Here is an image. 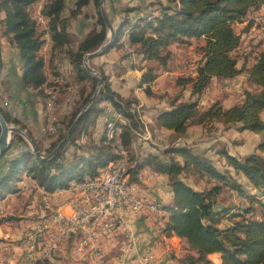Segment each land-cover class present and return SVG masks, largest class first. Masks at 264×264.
I'll return each instance as SVG.
<instances>
[{"label": "trees", "instance_id": "obj_1", "mask_svg": "<svg viewBox=\"0 0 264 264\" xmlns=\"http://www.w3.org/2000/svg\"><path fill=\"white\" fill-rule=\"evenodd\" d=\"M35 1L37 0H0V10L5 12L0 28L19 52L24 85L38 89L44 84L45 76L43 58L38 55L43 43L41 32L28 11V6ZM89 2H93L98 10L97 21L100 29L90 32L75 51L67 50L78 76L77 82L87 80L89 84L87 87L83 83L80 85L72 112L63 120L56 134L47 135L44 147H39L34 135L26 130V135L40 153V157L35 155L31 147H24L7 158L4 157L5 152L0 155V199L8 194L18 193L19 183L25 177L33 182V186L52 192L66 188L72 180L81 179L87 174H96L99 168L116 160V145L108 139L107 129L98 138V142H76L75 133L81 129V123L87 121L91 114L100 111L99 103L108 101L114 106L115 113H122L130 120V123L126 120L117 122L122 125V146L131 158L129 180L136 181L139 171L145 166L168 177L172 200L169 204L162 205L168 211L169 217L161 232L166 236H178L186 242L187 252L180 261L183 264H213L208 255L219 253L220 264H264V202L245 188L250 186L254 190H264V118L261 116L264 111V44L257 52L254 62L246 68L247 80L257 87L256 90H244L241 103L226 109L218 102L203 111L198 108L199 99L212 78H232L242 70L238 68V58L233 54L242 38L233 25L243 22L251 12L264 5V0H168L167 4L158 2L157 14L151 18H138L131 24L129 31V41L135 53L143 60H155L162 66L166 65L170 57L166 48L173 42H181L183 38L204 39V44L200 47L202 61L197 66L195 76H182L176 80L183 87L190 85L191 95L195 99L172 101L170 109L159 114L157 123L173 130L176 135H183L192 123L205 128L214 121H221L225 127L234 126L238 131L259 135L256 152L243 157H237L224 147H218V154L225 159L234 174L229 173L228 169H218L203 152H196L186 143H170L161 149V154H133L131 150L135 148L130 142L132 137H136L135 130L140 124L137 117L138 106L135 101L124 100L118 96L110 88L103 72H100L102 85L96 99L89 105L64 146L48 158L97 86L98 79L90 76L82 63L85 54L96 50L106 38L100 0H75L74 12ZM64 4L65 0H47L42 10L49 18L53 48H62L70 43L66 30L67 19L61 16ZM133 9L134 7H130L123 11L129 12ZM251 23L250 21L242 31L247 32ZM128 24L130 23L127 18L121 22L117 39L112 45L118 46L122 43L123 29ZM155 78L154 68L149 67L143 72L140 83L145 86L146 95L152 94L150 83ZM41 97L45 104L46 95L41 93ZM0 112L10 122L1 108ZM112 115L115 118L107 119L112 121L110 126L116 121L118 114L115 116L112 112ZM20 128L24 129L22 126ZM24 142L20 134L13 133L9 148L16 144H25ZM70 146L74 147V151L67 156ZM182 173L193 175L205 184L200 189H194L180 178ZM240 175L244 176L246 183L239 180ZM224 192L236 193L246 198L249 203L236 210L237 205L229 200L228 204H224L220 200ZM7 219L12 218H3L0 221Z\"/></svg>", "mask_w": 264, "mask_h": 264}, {"label": "crops", "instance_id": "obj_2", "mask_svg": "<svg viewBox=\"0 0 264 264\" xmlns=\"http://www.w3.org/2000/svg\"><path fill=\"white\" fill-rule=\"evenodd\" d=\"M74 2L75 0H65L64 8L61 11L62 18L67 19L66 30L70 38L68 45H64L62 48L52 47L53 42L49 31V18L47 17L45 21V30L48 34V43L50 44L48 47L39 48L38 50V55L43 58V73L45 76L44 84L38 89L24 85L19 52L10 43L9 37L2 33L0 28V108L9 118L10 122H7L9 125H20L33 135H37L43 124L41 114L44 109V102L41 93L46 95V101H49L50 93L64 88L60 93L64 102L65 94H73L74 91H79L82 83L85 87L89 84L87 80H82V83L77 82L79 81L78 76L70 61L67 50L75 51L90 32L100 29L97 21L98 10L93 2H89L74 12ZM158 2L167 4L168 0H104L103 6L114 28L121 26V22L127 18L130 24L123 31L126 29L130 31L131 24L138 18L147 16L151 18L149 15L157 12ZM45 4H47V0H45ZM39 5V0H37L28 6L30 14H33L39 8ZM130 7H134V9L129 12L123 11L125 8ZM263 8L264 5L251 12L243 22H236L233 27L244 24L245 21L253 22L252 19L254 18L251 16ZM4 17L5 12L0 10V21ZM129 31H127L128 36L124 32L122 38H126L127 53L131 55V59L124 53L120 44L118 46L111 44L99 54L90 58L88 63L98 73L103 72L107 76L110 88L118 96L124 100L135 101V105L138 106L137 117L140 123L146 126L148 135L151 134L150 139L152 142L146 144L139 143L136 149H132L131 152L136 156H143L147 153L161 154V149L170 143H186L196 152H203L218 169H228L229 173L234 174V171L226 164L225 159L218 154V147H224L230 154L243 157L256 152L257 144L260 141L259 135L249 131H238L234 126L225 127L221 121L210 122L205 128L199 124L192 123L187 127L183 135H176L173 130L164 128L157 123L159 114L169 110L172 101H190L195 99V96L191 95L190 85L183 87L177 84L176 80L178 77L184 76V74L188 75V73H184L185 68L191 65L188 61L191 62L198 58L199 60L196 62L195 67L197 68L200 64L202 61L200 47L204 44V39L183 38L181 42H173L166 48L170 53V57L166 65L162 66L155 60H143L141 56L140 61L138 60V55L129 41ZM263 44L264 39L259 40L256 44V51H253L254 56H246V59L241 63L238 61V68H242L240 73L232 78L220 79L214 77L210 80L199 99V111L206 110L215 102H218L223 109L229 108L241 103L244 90L257 89L255 85L247 80L248 74L246 68L254 62L255 56L262 49ZM239 46L235 51L238 50ZM186 52L190 53L191 56L189 58ZM83 64L82 66L84 67ZM149 67L154 68L156 78L150 83L152 94L146 95L144 92L145 86L140 83V80L143 72ZM88 74L92 76L89 72ZM195 74L196 71H192L191 76H195ZM2 98H7L11 106L4 107L2 105ZM75 101L71 104V109ZM98 106L101 108L100 111L91 114L87 121L81 123V129L75 133L77 136L76 142L84 143L86 139L91 141L101 136L104 130H108L112 122L107 121L112 112H114L115 116L118 114L116 121L112 124L117 123L118 120H126L130 123V120L124 117L122 113H115V108L110 102L102 101ZM70 112L71 110L69 114ZM261 116L264 118V111L261 113ZM56 118H59L58 114ZM233 131L239 136L242 135L241 138H247L248 136L256 140L255 149L247 153L230 150V147L227 145L228 143L242 144V146L244 143L247 144V139L245 138L242 140L244 143L236 142L235 138H231L230 140ZM135 133L136 137L143 138V131L141 129L135 130ZM43 141L44 143L46 142V140ZM133 147L135 148L134 144ZM179 176L194 189H200L205 184L203 181L197 180L193 175L182 173ZM239 180L243 183L246 181L242 175L239 176ZM133 182L138 186V193L142 196L152 197L161 202L162 205H167L172 200V191L168 177L165 174L154 172L145 166L139 171L137 180ZM19 186L20 191L16 194H8L0 199V205L4 204L10 196L24 194L27 190H33L35 193L33 195L35 196L34 201L36 202V197L40 195L41 188L33 186V182L27 177L21 180ZM43 192L45 191L43 190ZM35 202H32L30 207L38 205ZM30 212V208L28 207L24 215L20 216L22 219L20 218L14 222H8V220L0 221V264H14L16 262L17 257L21 253L18 239L22 231L32 223ZM0 215H2L0 220L5 218L2 212ZM153 220V216H141L134 223V231L139 235L142 246L151 248L155 252L159 258L158 264H183L180 258L187 252L186 242L178 236H166L162 232H158ZM208 258L214 261L213 263L220 264L219 253L209 254Z\"/></svg>", "mask_w": 264, "mask_h": 264}, {"label": "built area", "instance_id": "obj_3", "mask_svg": "<svg viewBox=\"0 0 264 264\" xmlns=\"http://www.w3.org/2000/svg\"><path fill=\"white\" fill-rule=\"evenodd\" d=\"M39 3L31 17L41 32L43 43L40 48H45L49 46L44 29L47 15L42 12L45 0H39ZM120 47L130 58L126 53L125 37ZM63 90L50 93V100L45 101L38 137L58 132L56 114H60L62 119L68 116L79 91L67 94L60 105L59 97ZM2 105L11 106L7 98H2ZM138 129L143 131V138L131 139L135 149L139 143L152 142L147 137L144 124L140 123ZM112 134L118 144L121 161L109 162V167L99 169L95 176L75 181L72 187L64 190L43 192L41 189L36 202L35 198L31 201L38 205L30 207L32 223L18 239L21 253L14 264H158L155 252L142 246L139 235L134 231V223L141 216H153L154 225L161 232L167 213L154 212V204L161 202L138 193L136 183L129 180L131 161H125L122 155L117 132ZM22 147L30 145H12L4 157H10Z\"/></svg>", "mask_w": 264, "mask_h": 264}, {"label": "rangeland", "instance_id": "obj_4", "mask_svg": "<svg viewBox=\"0 0 264 264\" xmlns=\"http://www.w3.org/2000/svg\"><path fill=\"white\" fill-rule=\"evenodd\" d=\"M251 17H253L254 19H252L253 22L251 23V29H249V31H247V32H242L241 31L247 24L250 23L248 21H245L244 24H240V25H235L234 26L235 27V30L237 32H240L242 34V44L239 46L238 50L233 53L234 56H236L238 58V61L240 63L243 62L246 59V56H250V57L254 56L253 51H256V48H257L256 44H257V42L259 40H263L264 39V8L261 11L255 12ZM127 31H129V29L124 30V32H127ZM123 33H122V35H123ZM187 54H188L187 57L189 58V56H191V55H190L189 52ZM138 60H140V57L139 56H138ZM198 60L199 59L197 58V59L192 60L191 62L188 61V63L191 64V65H189V66H187L185 68V72L184 73H188V75H185L184 74V77L189 76V75L191 76L190 72H192L194 70V68H196L195 67L196 66L195 64H196V62ZM65 95L67 96V94H65ZM97 95H96V97H97ZM62 102H63L62 96L60 95V97H59V103H60V105H62ZM74 104L72 105L71 112L73 110ZM58 108H61V107L58 106ZM137 110H138V108H137ZM68 116H66L65 119L68 118ZM61 119H62V116L59 114V118H57V120L59 121V125H61V123L63 121V120L60 121ZM16 127L19 128L20 125L19 126L16 125ZM20 129L22 130V128H20ZM22 131L26 134V130L25 129H23ZM233 136H235V137H233ZM11 137H12V135H11ZM33 137H34L35 142L39 145V147H44V145H43L44 141L43 140H46V137H48V136L45 135V136L38 137L37 135H34ZM148 137L150 138L151 137V134H149ZM241 137H242V135L239 136L237 133H235L233 131V133H232V135L230 137V140H231V138H235L234 140H236V142L239 141V142L242 143L243 142L242 141L243 138H245V139H247V144H245L243 142L244 145L242 146V144H239L238 145V144H233V143H228V144L226 143L230 147V150H232V151L236 150V152H240V153H247V152L253 151L255 149L254 147H255L256 140H254V139H252V138H250L248 136H247V138L246 137L241 138ZM98 138L96 140H93V142H98ZM24 140H25L24 143L27 144L28 143L27 140L25 138H24ZM91 141H89V139H86V141L84 143L87 144V142H88V144H90ZM81 144H83V143H81ZM105 144L110 145L108 143H105ZM73 151H74V147L73 146L68 147V153L66 155L67 156L70 155ZM244 183H245V181H244ZM245 186H247V185H245ZM245 188H247L246 189L247 192H252L258 198H260V200H262L264 202V190H262V189H260V190H254L250 186H247ZM33 195H35V193L33 192V190H27V191L24 192V194L10 196L9 199L4 202V204L2 203L0 205V211L5 215V218H8V217H11L12 218L10 220L7 219L8 222L17 221V220H19L21 218L20 217L21 215H24V213L26 212V210L28 209V207L30 208V206L32 205V202L31 201L35 198V196H33ZM220 200L224 204H228V200H229L230 203L238 206V208L236 210H239V209L247 206L248 203H249L246 198H244L242 196H238L236 193H227V192L226 193L225 192L223 193V195H222V197H221ZM1 212H0V214H1ZM1 216L2 215H0V217ZM213 262L214 261H212V263ZM213 264H215V263H213Z\"/></svg>", "mask_w": 264, "mask_h": 264}, {"label": "water", "instance_id": "obj_5", "mask_svg": "<svg viewBox=\"0 0 264 264\" xmlns=\"http://www.w3.org/2000/svg\"><path fill=\"white\" fill-rule=\"evenodd\" d=\"M104 0H100V13L103 18L104 24H105V30H106V38L104 42L94 51L88 52L85 54L83 59V65L84 68L93 76L98 79L97 86L95 88V91L93 92L92 96L90 97L87 104L81 109V111L77 114L69 128L66 130L63 138L58 143V145L55 147V149L51 152V154L48 156V158L52 157L56 152H58L64 144L67 142L69 136L73 132L75 126L80 121V119L83 117L84 113L86 112L89 105L95 100L96 95L98 94L99 88L102 85V77L100 73H98L94 68L90 67L88 64V60L92 58L93 56L99 54L101 51H103L105 48L110 46L116 39H117V32L120 29L121 26L114 28L108 18V15L104 9L103 6ZM12 133H17L22 135L30 145L32 151L35 153L37 157H40V153L36 150L35 146L31 142V140L28 138V136L18 127L11 126L7 123V121L4 119L3 115L0 112V155L3 154L7 148L9 147V143L11 140Z\"/></svg>", "mask_w": 264, "mask_h": 264}, {"label": "bare ground", "instance_id": "obj_6", "mask_svg": "<svg viewBox=\"0 0 264 264\" xmlns=\"http://www.w3.org/2000/svg\"><path fill=\"white\" fill-rule=\"evenodd\" d=\"M47 17L48 16H46V18H45V21H46V19H47ZM45 21H44V29H45ZM45 33H46V30H45ZM47 34V33H46ZM125 35L126 36H128V33L126 32L125 33ZM47 41H48V34H47ZM122 41H123V38H122ZM50 44V43H49ZM125 44H126V38H125ZM126 53H127V45H126ZM129 54V53H128ZM129 59H131V55H130V58ZM192 75V74H191ZM77 99V97L74 99V101ZM70 110H71V108H70ZM112 112V111H111ZM68 115H69V111H68ZM118 123H114V124H112L109 128H108V131H107V135H108V139L109 140H112L113 141V143L116 145L115 147H116V152H117V154H118V157H117V159L116 160H113V161H111V162H119V161H121V153L119 152V147H118V144H117V142L114 140V138H113V134H112V132H117V139H118V141H119V143H120V149L122 150V155H123V157H124V159H125V161H130V157H129V154L125 151V149L123 148V146H122V143H121V138H120V132H121V127H122V125H121V127H120V130H118L117 131V129H118ZM145 131H146V126H145ZM147 137H148V132H147ZM23 148V147H22ZM21 148V149H22ZM20 149V150H21ZM19 150V151H20ZM19 151H17V152H19ZM16 154V153H15ZM12 155H14V154H12ZM11 155V156H12ZM107 167H109V163L106 165V166H104V167H102L101 169H103V168H107ZM99 170V169H98ZM96 174H93V175H91V174H87V175H85L83 178H81V179H75V180H72L70 183H69V185L66 187V188H69V187H72L73 186V182H75V181H78V180H86L87 178H91V177H93V176H95ZM65 188V189H66ZM154 212H161V213H167V218L169 217L168 216V211L164 208V206H162V204H160V203H156V204H154Z\"/></svg>", "mask_w": 264, "mask_h": 264}]
</instances>
